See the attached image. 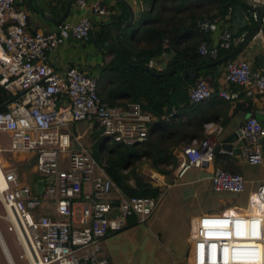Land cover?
Returning a JSON list of instances; mask_svg holds the SVG:
<instances>
[{"label": "built area", "instance_id": "1", "mask_svg": "<svg viewBox=\"0 0 264 264\" xmlns=\"http://www.w3.org/2000/svg\"><path fill=\"white\" fill-rule=\"evenodd\" d=\"M75 4L83 12L76 24H64L52 33H32L25 0H0V87L13 96L19 94L6 111L0 112V132L9 136L10 152L34 153L41 179L52 178L38 195L23 186L14 172L4 173L6 186L0 191L3 219L22 250L19 258L27 264H109L101 256L107 236L122 232L131 217L136 223L148 221L162 200V192L156 198L122 195L106 174L104 161H97L86 148L72 147L67 131L77 122L94 119L109 141L133 146L147 141L150 125L157 121L139 104L108 106L99 96L97 78L87 72L74 67L56 70L50 65L49 53L67 40L90 39L92 27L86 11L106 15V8L98 3L88 7L85 0H76ZM217 23L205 18L198 27L207 37ZM238 42L231 31L224 30L217 49L202 42L198 52L216 60L218 49L230 50ZM224 66L225 83L237 90L222 89L217 93L219 98L234 105L240 94L249 99L264 94V68L254 69L239 58ZM147 68H154L153 61ZM188 94L197 104L209 99L213 91L206 81L198 79ZM62 97L68 103L57 108ZM255 113L264 119V108ZM174 114L173 109L163 119ZM238 132V141H244L240 156L245 164L261 166L264 121L251 115ZM217 144L207 136L181 147L175 178L214 163ZM210 185L215 193L242 194L246 181L240 174L216 168ZM52 201L56 203L55 217L37 214ZM232 209L197 216L191 264H264V185L254 191L245 209Z\"/></svg>", "mask_w": 264, "mask_h": 264}, {"label": "trees", "instance_id": "2", "mask_svg": "<svg viewBox=\"0 0 264 264\" xmlns=\"http://www.w3.org/2000/svg\"><path fill=\"white\" fill-rule=\"evenodd\" d=\"M148 1L151 8L140 16L136 25L122 29L114 23H109L97 25V29L90 31V39L94 35L96 44L104 46L107 53L112 55L110 63L102 72V75L108 78L109 89L102 92L106 85H103L101 80L98 81L99 96L107 92L106 98L102 100L112 108L139 104L144 112L157 120L150 127L148 139L144 143L126 146L105 139L101 147L100 158L105 162L106 174L113 180L120 193L130 198H156L162 192L160 187L153 186L138 172L142 161L157 174L170 177L178 166L179 149L193 140L205 139V126L210 123H217L220 127L226 126L229 121L228 111L233 105L217 95V103L212 97L214 95L200 103H192L188 93L196 81L184 80L180 65L176 61H181L185 69L200 68L201 76H204L207 66L233 50L234 47L227 51L218 49L216 60L200 55V44L205 42L209 45L212 40L210 36L204 37L198 23L205 18L229 23L230 19L226 18L234 0H213L216 5L213 13L201 10L194 12L191 8H186L190 0ZM164 54L173 55L169 67H175L176 72L170 76L165 72L160 73L158 77L152 76L145 68L150 61ZM231 87L234 92L237 90V87ZM18 96L19 94L13 96L0 87V112L6 111L7 106ZM114 96L127 103H113ZM241 100L243 101L238 103ZM239 101L234 104V110L247 112L253 108L249 98L243 94L239 95ZM173 109L175 114L163 119ZM215 155L216 158L219 157V153ZM231 166L230 163H225L222 169L236 174V170L231 169ZM134 225L135 219L131 217L125 228Z\"/></svg>", "mask_w": 264, "mask_h": 264}, {"label": "crops", "instance_id": "3", "mask_svg": "<svg viewBox=\"0 0 264 264\" xmlns=\"http://www.w3.org/2000/svg\"><path fill=\"white\" fill-rule=\"evenodd\" d=\"M85 1L88 7H92V5L98 3L101 7L106 8V15L103 17L98 16L89 10L86 11L88 17L91 20L92 30H94L97 27V25H106L109 23H114L113 22L114 20H126L129 17V13L127 9L123 5H121L120 3L114 0H85ZM125 1L131 6V8L135 13L134 25H136V23L139 22L140 16L144 12L149 11V9L151 8V4L149 3L148 0H125ZM253 1L260 2V5L261 3H263V0H253ZM66 2L67 0H34V6L41 7V10L51 14L54 19H60L64 13ZM186 8H191L194 12H198L201 10V11L213 13L216 10V5L213 0H190ZM73 12H74L73 15L71 17H68V19L65 21V24H76L83 16V12H81L77 8L76 4L73 5ZM121 28L125 29L123 27ZM28 30L32 33L34 32L52 33L55 32L57 28L46 23L39 16L31 14L29 12ZM112 30L113 32H116L114 29ZM92 41H96L94 39V35L93 38L87 41H76L73 39L67 40V42H65L63 45L55 48L53 51L49 53V63L56 70H65L69 67H74L81 71L87 72L89 75L96 77L98 81L101 80V83L103 85H106L104 86L105 90L102 91L104 92L107 91L110 86H108L107 84L108 78L104 77L102 75V72L103 69L110 63L112 59V55L107 53L104 46L94 45ZM209 46L213 47V41L210 42ZM263 50H264V32L260 33L259 36H257L253 40V42H251L246 47V49L239 57V59L250 62L254 69L262 68V66L257 63L255 55H258L257 53ZM162 56H168L169 59L173 57V55H168V54H164ZM154 62L153 64H154V68L156 69L155 70L156 72H158L159 74L166 72V70H164L162 66V63L157 62L155 64ZM165 62H167V66L168 68H170L169 64L171 62V59L169 61L165 60ZM207 67L208 68L205 69L206 70L205 71L206 75H204L205 77L201 76L202 70L199 68V76H200L199 79H203L208 83L209 87L213 91L214 96L212 97L214 98V102L217 103L216 102L218 96L217 93H219L220 90L228 89L229 91H233V88L225 83L224 80L225 66H219L214 68L209 65ZM187 70L191 71L193 69H187ZM106 96H107V92L101 95V99L106 98ZM213 98H211V100ZM249 100H250L249 102L253 105V108L247 112L243 110L236 111L234 110L236 109L235 106L236 104L234 106L232 105V107L228 111L229 121L226 124V126L220 127L219 124L217 123H210L206 125L205 126L206 137L209 136L210 138H214L215 141L219 143L223 139L231 135L232 133L237 132L239 128L243 125L245 119L251 115L255 116L259 121L263 122L264 121L263 117L259 116L255 112L258 109L264 108V94ZM242 101L243 100L239 101L238 103ZM67 103H68L67 99L65 97H62L57 102V108L59 107L63 108L67 105ZM113 103L119 105L120 103H127V101H124L123 99L114 96ZM118 108H122V107H118ZM155 122L156 121H154L150 125V127ZM217 129L218 132H216ZM67 133L70 136V139L72 141V147L74 149L86 148L89 150V148L92 146L91 143L93 141L101 140L99 154L101 153V147L106 139L104 138L102 134V130L99 127L97 121H95L94 119L72 124L69 127ZM9 146H10V140H9ZM240 146H241L240 141L236 142L233 145L235 149H239V150H240ZM0 153H5L4 155L5 157L4 156L0 157V170L3 171V174L9 171L14 172L16 174L17 180L23 186L30 188L32 192H36L35 186L37 181L40 180L41 177L35 169L34 153L27 151L10 152L9 147L6 149L0 148ZM1 159H3V163ZM178 162H179V158H178ZM225 163H230L232 165L231 169L236 170V173L242 175L246 181L245 191L243 193L247 192L249 198L247 199V203L245 206H235V205L231 206L229 205L230 204L229 202L223 200V198L221 197L216 198L217 204L215 203L214 206L208 205L207 202L205 201V198L209 199L212 195L217 194L211 189L210 177L216 168H222V166ZM253 168H256V170H253ZM193 169H198V168H192L190 170ZM190 170L186 171L185 174L181 178L177 179L174 183L170 182L169 178L167 180L166 176H159L162 185L166 187L165 189L164 187L162 188L160 187L161 190L168 192L167 193L168 196L170 194L169 192H171L172 201L169 202L168 204L159 205L157 210L150 217L148 227H146L143 231H141L140 233H136L135 231H133L136 228L135 227L136 225H134L132 227H129L128 229L125 228V230L119 233L120 235L110 234L107 236V238L104 240L102 244L101 256L106 258L109 264L129 263V262L124 263L123 262L124 260L120 258H116L113 254V250L116 247H118V245H121L122 242L124 241H134L136 243V247L138 246L140 247V245H142L141 247L145 251L144 254L146 255L145 258L149 261V256L150 253L152 252L151 250L154 247L153 242L158 241L157 236L150 229L151 226H155L157 228L158 236L159 235L163 236V242L166 247V252L162 255L166 264H191L192 235L194 233L195 220L197 216L204 213H220V212H224L227 209L233 211L234 209L232 208L245 209L254 191L260 185H264V163L258 167L249 166L245 164L243 158L240 155L229 154L223 150L220 151L218 158H216L215 155L214 163L209 164L208 166H205L203 168H200L199 173L197 175H191V178H189L188 180L182 183H179V181H181L183 178L187 176ZM175 173L176 170H174L172 173L174 177H175ZM36 175L39 176L36 177ZM0 181H1V175H0ZM200 191L201 193L207 191L206 195L200 194L201 197L200 196L198 197L197 194ZM195 196L198 197L197 202L193 201V199L196 198ZM199 200L203 204V209L194 210V208H196L197 205L195 206L193 204L194 202L198 204ZM188 202L190 203L188 204ZM219 203L226 205L225 210L221 211L219 209H214V207L217 206ZM48 204L56 205V203L53 201L48 202L42 208L37 210V214L45 213L47 215L55 217L56 209L54 208L53 210H51ZM172 205H176V206H172ZM172 207L177 208L178 211L169 214L163 213V211L166 212L170 211V208ZM169 220H171V222L173 220V224H174L173 228H171V223L168 224ZM157 221H158V225L156 226L155 224ZM144 224H146V222ZM165 225H166V230L163 231ZM137 234L140 235L138 239H136ZM117 236L118 237L123 236L124 239H118L112 241ZM1 237L2 236H0V247L3 251V254L8 264H10L8 258L10 262H12L11 260L12 258L10 259L11 256L8 253L7 246H5L6 244L4 245L5 242L4 243L2 242L1 239L3 238ZM5 252L7 253L8 258ZM155 258L156 261L154 260V264H158L159 256L158 258L157 257ZM131 264H133V262Z\"/></svg>", "mask_w": 264, "mask_h": 264}, {"label": "water", "instance_id": "4", "mask_svg": "<svg viewBox=\"0 0 264 264\" xmlns=\"http://www.w3.org/2000/svg\"><path fill=\"white\" fill-rule=\"evenodd\" d=\"M121 5H123L128 13L129 17L126 20H114L113 22L118 24L119 26L127 29L132 27L135 24V13L131 6L126 3L125 0H114ZM76 3V0H67L65 5V10L60 19H54L51 14L44 12L41 10V7L34 6V0H25V9L31 14L39 16L46 23L56 27L58 29L59 26H63L68 17L73 15V5ZM38 4V3H37ZM224 30H229L232 33L234 39L239 40L238 44L226 55L217 59L216 61L210 64L211 67H219L224 66L230 60L239 58L246 47L253 42V40L259 36L260 33L264 32V4L262 5H253L252 0H234V3L231 7L230 12V22L225 23L224 21H219L215 27V29L211 33V40L213 41V49H217L222 32ZM94 45L96 41H92ZM256 61L259 65L264 68V50L257 53ZM122 59L127 63L124 55L121 54ZM172 59V57L170 58ZM168 56H160L153 62L156 64L157 62L162 63L164 70H166L165 74L170 76L176 72L175 67L168 68L167 62L165 60H170ZM177 64L180 65V69L182 70V74L184 75V80H198L199 79V68H195L193 70H187L184 68V64L177 60ZM168 68V69H167ZM145 70L150 73L152 76L158 77L160 74L150 68H145ZM239 132L232 133L221 142H219L215 147V154L220 153L221 150L226 153H232L234 155H240V150L235 149L233 145L238 142ZM241 142H244L243 140ZM264 139L261 141L263 144ZM52 178L40 179L37 181L35 186V191L38 195H41L44 191V187L46 184L51 183Z\"/></svg>", "mask_w": 264, "mask_h": 264}, {"label": "rangeland", "instance_id": "5", "mask_svg": "<svg viewBox=\"0 0 264 264\" xmlns=\"http://www.w3.org/2000/svg\"><path fill=\"white\" fill-rule=\"evenodd\" d=\"M104 138H103V140H104ZM91 144H92V146L89 148L90 154L97 161H101L100 154H99L101 140H95ZM8 147H9V137H8V135L5 134V133H1L0 132V148L6 149ZM4 155H5V153H0V157L4 156ZM1 160H2V163H3V159H1ZM253 170H256V168H253ZM138 172L141 174V176L146 181L151 183L153 186L161 187V188L164 187L162 185V182H161L160 177H159V176H162V175H159L155 171H153L145 161H142V163L139 164ZM198 173H199V169L190 170L185 178H183L181 181H179V180L178 181H179V183H182V182L188 180L189 178H191V175H197ZM37 176H39V175H36V177ZM168 178L170 179V182H172V183H174L177 180L174 177V175H171L170 177H167V180H168ZM165 188L166 187H164V189ZM206 192L207 191H204V192L201 193V191H200L197 195H198V197L200 196V194H205L206 195ZM167 193L168 192H166L164 190L162 191V200L163 201L161 200L160 205L168 204L169 202L172 201L171 192H169L170 193L169 196H168ZM195 197L196 198H194L193 201L197 202L198 201V199H197L198 197L197 196H195ZM217 197L223 198V200L229 202L230 203L229 205H231V206H233V205H235V206H245L246 203H247V199L249 198V195H248L247 192H245L243 194H231V193L221 192V193H217V194L212 195L209 199L205 198V201L207 202L208 205L214 206L215 203H216V200H217L216 198ZM195 202H194L193 205H195V206L197 205V206H196V208H194V210L195 209H198V210L199 209H203V204L200 202V200H199L198 204H196ZM189 203L190 202H188V204ZM48 205L51 208V210H53L55 208L54 204H48ZM172 206H176V205H172ZM215 207H214V209H219V210L223 211V210H225L226 205L219 203ZM175 211H178V209L172 207V208H170V211H168V212L163 211V213L164 214H169V213H173ZM4 215H5V211H4L3 207H2V205L0 204V235L3 238L2 239L3 243L5 242L4 245L6 244L5 246H7L8 253L11 256L12 261H13L14 264H27L26 261H24L23 259L19 258V254L21 255L22 250H21L20 246L18 245V243L15 240V234L12 233V232L7 231L8 224L3 219ZM149 221L150 220L146 221V224H144L145 222L136 224V226H135L136 228L133 231H135L136 233H140L146 227H148ZM169 223H171V228H173L174 227L173 220H172V222H171V220H169L168 224ZM166 224H167V222H166ZM155 225L156 226L158 225V221L156 222ZM127 229H126V231H127ZM150 229L157 236L158 241L153 242V246L154 247L151 250L152 252L150 253L149 261L145 258L146 255L144 254L145 251L141 247L142 245H140V247L139 246L136 247V243L134 241H124V242H122L121 245H118V247H116L113 250L114 256L116 258H120V259L124 260L123 261L124 263H128L129 262L128 264H131L132 262H133V264H154V260L156 259L155 257L158 258V256H159V263L158 264H166V262L163 259V255H162V254H164L166 252V247H165L164 242H163V236L162 235L158 236V233H157L158 230H157V228L155 226H151ZM165 230H166V225H165L163 231H165ZM115 235H117V234H115ZM139 236L140 235L137 234L136 239H138ZM118 239H124V238H123V236H119V237L117 236L112 241H115V240H118ZM0 264H8L4 254H3V251L1 249V247H0Z\"/></svg>", "mask_w": 264, "mask_h": 264}, {"label": "bare ground", "instance_id": "6", "mask_svg": "<svg viewBox=\"0 0 264 264\" xmlns=\"http://www.w3.org/2000/svg\"><path fill=\"white\" fill-rule=\"evenodd\" d=\"M0 175H1L0 191H2V190L5 188L6 183H5V181H4V174H3V171H1V170H0ZM0 236H1V235H0ZM1 238H2V237H1ZM1 240H2V239H1ZM2 242H3V240H2ZM5 253H6V252H5ZM6 256H7V253H6ZM7 258H8V256H7ZM10 259H11V257H10ZM11 260H12V259H11ZM8 261H9L10 264L13 263V261L10 262L9 258H8ZM13 264H14V263H13Z\"/></svg>", "mask_w": 264, "mask_h": 264}]
</instances>
